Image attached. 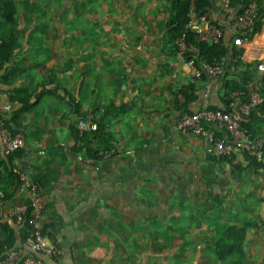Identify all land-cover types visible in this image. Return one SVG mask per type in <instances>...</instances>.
I'll return each instance as SVG.
<instances>
[{"label": "crops", "instance_id": "crops-1", "mask_svg": "<svg viewBox=\"0 0 264 264\" xmlns=\"http://www.w3.org/2000/svg\"><path fill=\"white\" fill-rule=\"evenodd\" d=\"M60 1L18 2L16 57L0 81V115L27 142L12 154L14 167L39 184L44 229L66 252L42 256L44 264H223L218 240L244 223L251 224L244 260L264 264V166L239 150L229 159L210 155L204 135L176 127L185 110L226 106L227 75L264 87V24L242 46H234L227 31L225 75L193 81L178 56V38L172 40L173 0ZM55 3L44 19L47 35L34 37L38 14ZM222 9L221 0H211L207 13L229 30ZM106 20L113 26L97 27ZM235 51L253 63L251 72L232 68ZM190 87L196 97L185 103L183 88L192 94ZM87 118L100 127L95 139H79L76 123ZM210 128L218 139L230 138ZM91 147L116 153L95 158ZM29 201L20 187L4 202L0 219L24 253V227L12 211Z\"/></svg>", "mask_w": 264, "mask_h": 264}, {"label": "built area", "instance_id": "built-area-1", "mask_svg": "<svg viewBox=\"0 0 264 264\" xmlns=\"http://www.w3.org/2000/svg\"><path fill=\"white\" fill-rule=\"evenodd\" d=\"M190 0L189 22L187 28L190 29L198 42L220 43L224 39L227 31L232 32V42L236 46H242L248 39V31H253L258 20L257 6H251L245 12H237L231 4V0H221L222 16L230 18L225 27L216 24L206 12L200 13L197 10L196 2ZM178 56L186 63L191 71L193 81L204 79L205 74L214 77L224 76L227 67V60L221 59L213 63L199 62L195 57L187 60V52L191 48L187 42V34L178 37L177 41ZM243 57V53L238 52L232 57V62L238 61ZM259 68L264 72V63L259 64ZM211 90V83L208 80L205 84V95ZM248 97V100L245 98ZM232 100L229 107L213 109L206 103L205 106L196 112H184L176 120L178 131L184 134L204 135L207 142V153L216 156L233 157L234 152L239 150L255 158L258 162H264V136L254 137L246 129L243 123L247 122L251 113L264 101L263 84L259 87L254 83H249L246 90H240L231 94ZM246 100V101H245ZM214 124L218 128L227 132L228 140L218 139L215 131L209 129V125ZM81 132L85 130H97L98 125L90 118L81 119L76 123ZM27 142L23 134L13 133L5 124L0 116V149L5 155H11L26 147ZM115 149L105 150L99 157H109L115 154ZM89 161H93L91 158ZM234 163H238L237 159ZM23 181V187L28 190L30 201L18 204L13 208L12 214L17 218L19 224H27L28 232L25 244L28 253H24L22 248H11L6 252V259L1 264H44L42 256L61 258L65 255V250L59 244L49 239L42 230L44 205L41 203L36 193L38 183L33 182L30 177L16 169ZM3 215V199L0 194V217Z\"/></svg>", "mask_w": 264, "mask_h": 264}, {"label": "trees", "instance_id": "trees-1", "mask_svg": "<svg viewBox=\"0 0 264 264\" xmlns=\"http://www.w3.org/2000/svg\"><path fill=\"white\" fill-rule=\"evenodd\" d=\"M19 0H0V81L5 80L8 76L9 65L15 59L17 52V45L19 42L18 37L16 36L17 22L19 19ZM60 1V0H59ZM174 8L170 11V25L172 26V40L180 37L182 34H187V42L191 48V52L188 51L186 58L187 60L191 57H195L197 61L213 63L220 61L222 57H227L230 53V48L225 44L224 39L220 43H204L198 42L195 39L194 33L188 29L187 23L189 22V5L190 0H173ZM61 2V1H60ZM59 2V3H60ZM61 4V3H60ZM232 7L237 12H245L251 6H257L258 9V20L256 21L253 31H248L245 36L252 38L257 32H260L264 24V0H231ZM197 10L200 13H204L209 10L211 7V0H198L196 2ZM176 37V38H175ZM234 45V44H233ZM236 46V45H234ZM234 48V47H233ZM232 48V49H233ZM243 52V49H241ZM235 51V54L238 52ZM257 61L255 63H259ZM233 69H238L239 67L246 66L247 71L251 72L252 64L244 61L243 58H240L237 62L233 63ZM8 67V68H7ZM227 75L224 79L223 88L226 91L225 95L227 97V103L224 108L229 107V102L232 99L231 94L236 91L246 90L248 78H241L240 80L233 75V78L230 79ZM235 77V78H234ZM248 80V81H247ZM191 93L189 94V89L183 88V93L185 95V103H190L191 100H194L193 87H190ZM246 99V98H245ZM213 109H222L217 107H210ZM186 112L192 113L189 110ZM250 119L243 123V128L246 129L252 136L261 137L264 136L262 129L264 128V103L257 107V111L251 113ZM1 116V115H0ZM2 117V116H1ZM6 126L13 132L15 131L10 127V123L7 122L3 117ZM82 132L83 136L79 139L88 138L89 140L95 139L96 135L101 134L100 127L98 126L97 130H89ZM80 143V142H79ZM21 151V150H19ZM100 150L95 147L88 149V154L98 158ZM211 155V154H210ZM246 158L253 159L256 161L255 166L261 165L264 166L263 162H258L255 158L247 155ZM220 158L229 159V156H221ZM258 162V163H257ZM23 186V181L21 180L20 174L14 167L13 164V155H5L0 149V194L3 199V206L6 200H12L20 187ZM22 204V203H20ZM18 205V204H17ZM16 206V205H15ZM4 215V214H3ZM2 215V216H3ZM0 217V219L2 218ZM12 217L15 221L17 218ZM24 227V233L22 236V241L25 243L28 226L27 224H21ZM43 225V221H42ZM251 226L250 223H244L243 225H233L229 227L224 235L218 240L215 253L218 257V260L223 264H249V262L244 260V244L246 241L247 230ZM44 234L47 236V230L42 226ZM48 237V236H47ZM17 240L12 228L8 223L0 222V262L6 259V252L11 248H19L16 245ZM66 253V252H65ZM27 254V253H26ZM236 255V256H235ZM239 257L237 260L233 257ZM58 259L56 257H53ZM1 264V263H0ZM19 264H22L19 262Z\"/></svg>", "mask_w": 264, "mask_h": 264}, {"label": "rangeland", "instance_id": "rangeland-1", "mask_svg": "<svg viewBox=\"0 0 264 264\" xmlns=\"http://www.w3.org/2000/svg\"><path fill=\"white\" fill-rule=\"evenodd\" d=\"M19 1H22V0H19ZM57 5L58 4L55 3L54 6H56V7H54L53 5L51 7H46V9L42 10L41 13L38 14L39 24L40 25H37V28L34 30V33H33V36L34 37L38 36V38H40V37L43 38L45 35H47L46 33L48 31H46L45 29H43L44 28V24H45L44 19H45V17L48 16L50 9H56L57 8ZM62 10H63V8L60 9L59 12H58L59 13L58 14V19L60 20V23H62V20L64 21V18H63L64 15H63ZM45 11H46V13H45ZM61 13H62V16H61ZM111 25L113 26V22L112 21L109 22V20H106L103 23H101L100 25H98L97 27H99L101 30H105L108 27H112ZM72 29H73L74 32H76V28L74 26H72ZM54 30L56 31V33L54 32V34L62 33V27H60V30H58V29H54ZM49 33H51V32H49ZM100 33H102L101 34V37L104 36V31H101ZM263 33L264 32L261 31L260 37L263 36ZM51 43H52L51 41L46 40V45L47 46H49V44H51ZM33 55H34V53H33Z\"/></svg>", "mask_w": 264, "mask_h": 264}]
</instances>
